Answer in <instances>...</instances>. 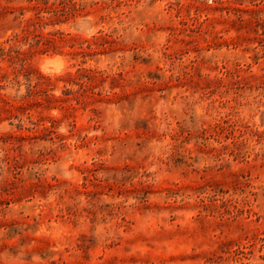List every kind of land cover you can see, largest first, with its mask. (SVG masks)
<instances>
[{"label": "rangeland", "instance_id": "374dc122", "mask_svg": "<svg viewBox=\"0 0 264 264\" xmlns=\"http://www.w3.org/2000/svg\"><path fill=\"white\" fill-rule=\"evenodd\" d=\"M0 264H264V0H0Z\"/></svg>", "mask_w": 264, "mask_h": 264}, {"label": "bare ground", "instance_id": "6f19581e", "mask_svg": "<svg viewBox=\"0 0 264 264\" xmlns=\"http://www.w3.org/2000/svg\"><path fill=\"white\" fill-rule=\"evenodd\" d=\"M52 57H53V56H52ZM47 58H48V57H47ZM47 58L41 60V61H42L41 63H42V65H43V66H42L43 68H45V67H49L48 65L51 64V61H50L51 59L49 60V58H48V59H47Z\"/></svg>", "mask_w": 264, "mask_h": 264}]
</instances>
